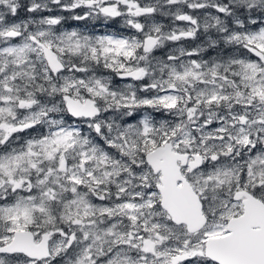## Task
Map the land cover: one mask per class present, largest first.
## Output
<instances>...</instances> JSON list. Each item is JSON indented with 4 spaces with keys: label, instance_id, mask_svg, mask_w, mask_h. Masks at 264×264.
I'll list each match as a JSON object with an SVG mask.
<instances>
[{
    "label": "snow or ice",
    "instance_id": "obj_1",
    "mask_svg": "<svg viewBox=\"0 0 264 264\" xmlns=\"http://www.w3.org/2000/svg\"><path fill=\"white\" fill-rule=\"evenodd\" d=\"M0 264H264V0H0Z\"/></svg>",
    "mask_w": 264,
    "mask_h": 264
},
{
    "label": "flooded vegetation",
    "instance_id": "obj_2",
    "mask_svg": "<svg viewBox=\"0 0 264 264\" xmlns=\"http://www.w3.org/2000/svg\"><path fill=\"white\" fill-rule=\"evenodd\" d=\"M77 13H82V10H77ZM49 13L44 12L41 13L40 15H48ZM51 14H59V15H63L66 17V20L63 22V29H66L67 27H74L75 26H82L81 25V21H76L71 19L72 13H67V12H59L57 10H54L53 13ZM26 17V12L25 10L21 9V11L19 12V18H25ZM159 17V16H158ZM160 20H162V23L166 26V29L171 25V21L169 18H161ZM82 24H85L84 22L88 23V28L85 26H82L81 28H76V29H80L81 31H88L90 33H95V34H106L109 33L110 28H114L117 29V23L115 20L111 21L113 23L108 24V21H104L102 18L100 20H93V19H89L87 21H82ZM107 22V24L105 23ZM178 24H180V26H183V24L181 22H177ZM210 35H212L213 38H215V32L214 30L212 32L209 33ZM206 40V36L204 35H199L197 40L194 41H186L184 42V46L188 47V48H193L196 45L200 44L201 42ZM216 54V52L212 49H209L207 51V53L205 54V58L207 59L208 57L214 56ZM157 55H162V51L161 52H157Z\"/></svg>",
    "mask_w": 264,
    "mask_h": 264
},
{
    "label": "rangeland",
    "instance_id": "obj_3",
    "mask_svg": "<svg viewBox=\"0 0 264 264\" xmlns=\"http://www.w3.org/2000/svg\"><path fill=\"white\" fill-rule=\"evenodd\" d=\"M161 18H167V17H162V16H157V22H160L162 23V20H160ZM113 21V20H111ZM116 23H117V29H114V30H110L109 33H106V34H123V35H131L133 34L134 30H130V29H127L124 24H123V19L122 18H116L115 19ZM107 23V22H105ZM78 30V31H81L80 29H76V28H71V29H64V30ZM167 30V29H166ZM97 35H103V34H97Z\"/></svg>",
    "mask_w": 264,
    "mask_h": 264
},
{
    "label": "trees",
    "instance_id": "obj_4",
    "mask_svg": "<svg viewBox=\"0 0 264 264\" xmlns=\"http://www.w3.org/2000/svg\"><path fill=\"white\" fill-rule=\"evenodd\" d=\"M82 23H83V22L81 21V25H82V26H85V27L88 28L89 25H88L87 22H84L85 24H82ZM111 23H112V22L108 21V24L111 25ZM106 24H107V23H106ZM112 25H113V23H112ZM82 26H75V28H81ZM71 28H74V27H71ZM71 28H70V27H67L66 29H71ZM111 29L114 30V28H110V30H111Z\"/></svg>",
    "mask_w": 264,
    "mask_h": 264
}]
</instances>
